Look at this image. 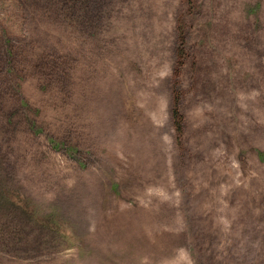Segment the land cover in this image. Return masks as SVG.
<instances>
[{
	"label": "rangeland",
	"instance_id": "obj_1",
	"mask_svg": "<svg viewBox=\"0 0 264 264\" xmlns=\"http://www.w3.org/2000/svg\"><path fill=\"white\" fill-rule=\"evenodd\" d=\"M0 264H264V0H0Z\"/></svg>",
	"mask_w": 264,
	"mask_h": 264
},
{
	"label": "trees",
	"instance_id": "obj_2",
	"mask_svg": "<svg viewBox=\"0 0 264 264\" xmlns=\"http://www.w3.org/2000/svg\"><path fill=\"white\" fill-rule=\"evenodd\" d=\"M176 55H178V56H181V54H180V51H178V53L176 54ZM177 56V57H178ZM181 62H182V58L180 57V58H178V63H177V65H181ZM177 71H179V68H178V70ZM171 115H172V117H174V118H176V120H175V129L177 130V131H180L181 130V121H180V116H178V114H177V105L175 104V103H173V105H172V108H171ZM181 132V131H180Z\"/></svg>",
	"mask_w": 264,
	"mask_h": 264
}]
</instances>
